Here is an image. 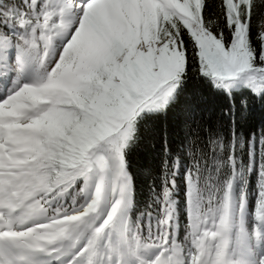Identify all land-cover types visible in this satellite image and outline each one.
Returning a JSON list of instances; mask_svg holds the SVG:
<instances>
[{
  "label": "snow or ice",
  "instance_id": "1",
  "mask_svg": "<svg viewBox=\"0 0 264 264\" xmlns=\"http://www.w3.org/2000/svg\"><path fill=\"white\" fill-rule=\"evenodd\" d=\"M0 264H264V0H0Z\"/></svg>",
  "mask_w": 264,
  "mask_h": 264
}]
</instances>
